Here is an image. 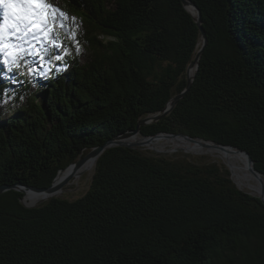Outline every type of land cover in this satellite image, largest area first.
Listing matches in <instances>:
<instances>
[{"label": "trees", "instance_id": "16d2710c", "mask_svg": "<svg viewBox=\"0 0 264 264\" xmlns=\"http://www.w3.org/2000/svg\"><path fill=\"white\" fill-rule=\"evenodd\" d=\"M61 1L86 22L93 57L82 65L66 56L57 63L68 70L35 92L27 79L16 90L0 63V106L19 101L0 114V186L48 188L92 149L165 110L203 45L183 0ZM190 1L208 39L199 70L142 136L231 146L264 176V0ZM23 201L16 190L0 195V264H264V203L220 162L113 147L81 195Z\"/></svg>", "mask_w": 264, "mask_h": 264}, {"label": "snow or ice", "instance_id": "6c2138e0", "mask_svg": "<svg viewBox=\"0 0 264 264\" xmlns=\"http://www.w3.org/2000/svg\"><path fill=\"white\" fill-rule=\"evenodd\" d=\"M68 19L67 13L49 0H0V63L8 71L27 67L31 73L33 69L27 65V56L39 57L49 65L52 60L63 61L71 52L63 44L57 28L68 27L65 23ZM64 36L80 50L74 31L69 30ZM53 49H63V54L51 55ZM45 56L49 57L46 61Z\"/></svg>", "mask_w": 264, "mask_h": 264}, {"label": "rangeland", "instance_id": "374dc122", "mask_svg": "<svg viewBox=\"0 0 264 264\" xmlns=\"http://www.w3.org/2000/svg\"><path fill=\"white\" fill-rule=\"evenodd\" d=\"M108 1L110 5L114 6L115 0H108ZM49 2L56 7H59L65 13H67L68 17L70 18L67 21H65L68 27L62 30L57 28V31L61 32V39L63 41V44L67 47V49L71 53H74L77 57H79L82 65L87 64L92 59L93 54H92V50L90 49L88 42L85 41V38H86L85 36L88 30V26L86 22L83 20L81 16L71 12L61 0H49ZM71 18H74V20ZM69 30L75 32L76 41H78L79 43V49H80L79 51H77L76 49V44L72 42L71 39H67L64 36V34L67 33ZM55 54H63V49H53L51 52V55H55ZM66 56L64 57V60ZM48 58H49L48 56H45L44 58L45 61L48 60ZM25 59H26L27 65L33 69L31 73L28 72L27 67H22L19 70L8 71L5 65L1 63V65L3 66V70L7 72L6 78L10 82L16 85V90L22 88L21 82L19 81L27 79L28 81L32 83L31 92H35L40 86L44 84L45 81L49 79L50 76H52L53 73H55V70H58V71L68 70V68L64 66L63 64L59 65L57 63V62L63 63L64 60L63 61L52 60L51 64L49 65L47 63H42L39 57L27 56ZM20 76H22V78ZM4 80H5V77H4ZM15 97L8 99L6 102H4L0 106V112H1L0 114L2 116H8L10 110H12L13 108H16L19 101H17ZM137 136H140V138L142 139L141 135H137ZM167 147L168 148L166 150H162V149L153 148L151 146L148 147V145L143 144V146H140L138 148H141L142 150H145V151L153 152L154 154H158V155H166V156H171V157H181L184 155H188V156L200 158L207 163L220 162V163L225 164V161L218 156L219 155L218 153L209 154L205 152H195V151L188 152L187 149L185 148L174 151L172 150L173 149L172 145H168ZM93 173H94V168H90L87 171H85L83 174L74 177L72 182L66 187H64L62 192H60L57 195L59 197L60 196L74 197V196L81 195L87 189L88 183L91 180ZM80 176H81V179L77 180V178ZM244 191L249 192L248 190H244Z\"/></svg>", "mask_w": 264, "mask_h": 264}, {"label": "water", "instance_id": "95a60500", "mask_svg": "<svg viewBox=\"0 0 264 264\" xmlns=\"http://www.w3.org/2000/svg\"><path fill=\"white\" fill-rule=\"evenodd\" d=\"M183 3H184V6L187 8V10L191 14H192V12L190 11V7H194L197 10V12H198V15L197 16H195L193 14H192V16L196 20V22H197V24H198V26H199V28H200V30L202 32V44H203L202 45V48L197 53V55L195 57V60L193 62H191V64L188 67V84H187L186 89L182 93H180L179 95L175 96L169 102V104L165 108V110H163L160 113H157V114H154V115H149L148 117L141 119L138 122L137 127H136L135 130L128 131V132H126L124 134H121V135H119V136H117L115 138H112V139L108 140L104 145L92 149L91 152H89L85 157L79 159L76 163L68 166L67 168L74 167V172L71 175H69L67 178H65L64 180H62L60 182H57L58 181V177L60 176V174L64 170H66L67 168L61 170L58 173V175H57L56 179L54 180L53 184L50 187H48V188H36V187L29 188L27 186H23V185H20V184L13 185V186L4 185V186H0V195L4 194V193H6V192H8L10 190H16V191H19L22 194H24V198H25V195H26V193L28 191H33V192H36V193H46V194H48V195L51 196L48 200H50L52 198H57V197H59L57 194H59L60 192H62V190L64 189V187H66L67 185H69L72 182V180L75 177V173L87 161H89L91 159H97L98 160V158L102 155V153L105 150H107L109 148H113V147L138 148L140 146H143V143L142 142H139V141L127 142V141H125V139L131 138V137L137 136V135H141L142 136L141 126L148 125V124H154V123L159 122L161 119H163L164 117H166L170 112H172V110L175 108V106L181 100H183L185 98V96L189 93V91L192 88L194 79H195V77L197 75V72L199 70V66H200V61H201L202 54H203L204 49H205V47H206V45L208 43L207 34H206V32H205V30L203 28V25H202V13H201L200 9L192 1H190V0H183ZM194 66H196V70H195L194 73H191V71H192V69H193ZM160 135L170 136V137H183V138L188 139V140H191V141L200 140V141H203L204 144L207 145V146H212V147H216V148H220V149H226V150L227 149L237 150V151H239L240 153H242V154H244L246 156L248 162L252 166V170H253L254 174L256 176H259L260 175V176L264 177L260 172H258L256 170L254 161L252 160V158L247 153H245L244 151H242L240 149H236L234 147H231V146H224L222 144H219V143H216V142H212V141H206L204 139H194V138L189 137V136H186V135H182V134H171V133H160V134H157V135H154V136H151V137L142 136V138H144V139H153V138H155L157 136H160ZM231 176H232V173H231ZM232 179H233V177H232ZM237 187L239 189H241L238 185H237ZM241 190H243V189H241ZM249 194H251L253 196H256L253 193H249ZM256 197L260 198L261 201L264 203V198L262 196H256ZM43 202H40V203H38V204H36L34 206H29V205L25 204V202H24V204L28 208H33V207H37V206L41 205Z\"/></svg>", "mask_w": 264, "mask_h": 264}, {"label": "bare ground", "instance_id": "6f19581e", "mask_svg": "<svg viewBox=\"0 0 264 264\" xmlns=\"http://www.w3.org/2000/svg\"><path fill=\"white\" fill-rule=\"evenodd\" d=\"M190 11L193 15L197 16L198 12L194 7H190ZM196 66L193 67L191 73H194ZM127 142L139 141L145 145L166 150L168 145H172V150L187 149L188 152H205V153H218L219 157L225 161V165L232 173L234 182L243 190H248L256 196H262L264 198V177L256 176L252 170V166L248 162L246 156L234 149H220L212 146H207L203 141L196 140L191 141L181 137H170L160 135L153 139H144L140 136H133L125 139ZM212 147V148H211ZM214 148V149H213ZM216 149V150H215ZM171 150V149H170ZM97 159H91L87 161L76 173L75 177L83 174L90 168H95ZM74 172V167H69L64 170L58 177L60 182L67 178ZM81 176L77 178L80 180ZM56 195V194H55ZM51 196L46 193H36L28 191L25 195L24 202L29 205H36L40 202L47 201Z\"/></svg>", "mask_w": 264, "mask_h": 264}]
</instances>
